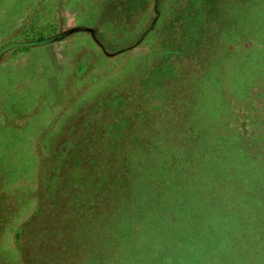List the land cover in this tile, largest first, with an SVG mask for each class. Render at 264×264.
<instances>
[{"label": "rangeland", "instance_id": "obj_1", "mask_svg": "<svg viewBox=\"0 0 264 264\" xmlns=\"http://www.w3.org/2000/svg\"><path fill=\"white\" fill-rule=\"evenodd\" d=\"M143 1L0 0V264H264V0Z\"/></svg>", "mask_w": 264, "mask_h": 264}, {"label": "water", "instance_id": "obj_2", "mask_svg": "<svg viewBox=\"0 0 264 264\" xmlns=\"http://www.w3.org/2000/svg\"><path fill=\"white\" fill-rule=\"evenodd\" d=\"M51 41L49 38H37V39H30V40H22V41H14L10 42L3 47L0 48V57L6 53L7 51L13 49V48H20V47H29V46H35V45H42L45 43H48Z\"/></svg>", "mask_w": 264, "mask_h": 264}, {"label": "trees", "instance_id": "obj_3", "mask_svg": "<svg viewBox=\"0 0 264 264\" xmlns=\"http://www.w3.org/2000/svg\"><path fill=\"white\" fill-rule=\"evenodd\" d=\"M44 38H46L45 36H42L41 37V39H44ZM49 39L50 40H52V39H54V37H49ZM22 49H23V47H21ZM26 48H28V47H26ZM25 47H24V49H26ZM126 157V156H125ZM131 176V181H130V183L132 184V182H133V175H130ZM121 179L122 180H120V181H116V180H114L113 179V182H114V184L115 185H117V187L118 188H120V187H122L123 188V186H121L122 185V183H123V185H124V179H125V177H124V175L121 177ZM131 186V185H130ZM116 187V186H115ZM127 187V186H126ZM130 193V192H129ZM130 220H132V219H130Z\"/></svg>", "mask_w": 264, "mask_h": 264}, {"label": "crops", "instance_id": "obj_4", "mask_svg": "<svg viewBox=\"0 0 264 264\" xmlns=\"http://www.w3.org/2000/svg\"><path fill=\"white\" fill-rule=\"evenodd\" d=\"M140 1H141V3H139V2H135V5H136V6H140L141 4H142V5L144 4V8H146V7H145V6H146L145 1H143V0H140ZM132 3H133V2H132ZM183 10L186 11V14L189 12L188 9H183ZM144 31H146V30H144Z\"/></svg>", "mask_w": 264, "mask_h": 264}]
</instances>
